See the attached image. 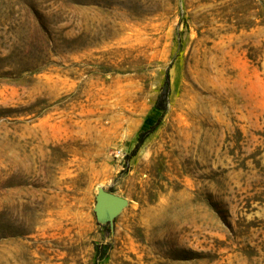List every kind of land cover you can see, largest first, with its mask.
Returning <instances> with one entry per match:
<instances>
[{"label": "rangeland", "instance_id": "374dc122", "mask_svg": "<svg viewBox=\"0 0 264 264\" xmlns=\"http://www.w3.org/2000/svg\"><path fill=\"white\" fill-rule=\"evenodd\" d=\"M0 264H264V0H0Z\"/></svg>", "mask_w": 264, "mask_h": 264}, {"label": "water", "instance_id": "95a60500", "mask_svg": "<svg viewBox=\"0 0 264 264\" xmlns=\"http://www.w3.org/2000/svg\"><path fill=\"white\" fill-rule=\"evenodd\" d=\"M125 205V201L117 197L99 192L95 211L97 221L110 222L120 213Z\"/></svg>", "mask_w": 264, "mask_h": 264}, {"label": "trees", "instance_id": "16d2710c", "mask_svg": "<svg viewBox=\"0 0 264 264\" xmlns=\"http://www.w3.org/2000/svg\"><path fill=\"white\" fill-rule=\"evenodd\" d=\"M169 94H170L169 79L168 77H166L164 83V89L162 93L159 95L156 104L154 105L155 110L160 111L161 113L164 114V112L166 111ZM157 126H158V122L155 125L151 126L146 132H142L139 134L137 144L134 150L131 152V154L127 157V160L135 156V154L137 153L143 142L155 131Z\"/></svg>", "mask_w": 264, "mask_h": 264}]
</instances>
